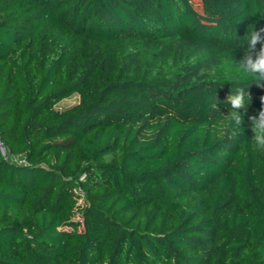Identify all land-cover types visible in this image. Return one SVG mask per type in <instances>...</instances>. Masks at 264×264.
I'll list each match as a JSON object with an SVG mask.
<instances>
[{
  "label": "trees",
  "instance_id": "obj_1",
  "mask_svg": "<svg viewBox=\"0 0 264 264\" xmlns=\"http://www.w3.org/2000/svg\"><path fill=\"white\" fill-rule=\"evenodd\" d=\"M261 28L264 0H0V264H264Z\"/></svg>",
  "mask_w": 264,
  "mask_h": 264
},
{
  "label": "clouds",
  "instance_id": "obj_2",
  "mask_svg": "<svg viewBox=\"0 0 264 264\" xmlns=\"http://www.w3.org/2000/svg\"><path fill=\"white\" fill-rule=\"evenodd\" d=\"M264 28L254 30L248 33L249 42L244 50V56L239 62V65L246 72L253 73L258 77V81L264 80ZM261 43L259 50L256 49V44ZM250 100V95L243 87L233 89L226 97L224 103L230 105L226 117L230 122H234L236 126H240L243 122L240 114L241 109L247 113L245 105V97ZM250 130L252 132L251 141L255 150L264 153V96L261 97V108L253 115L248 116Z\"/></svg>",
  "mask_w": 264,
  "mask_h": 264
},
{
  "label": "rangeland",
  "instance_id": "obj_3",
  "mask_svg": "<svg viewBox=\"0 0 264 264\" xmlns=\"http://www.w3.org/2000/svg\"><path fill=\"white\" fill-rule=\"evenodd\" d=\"M195 11L197 12V15H200V11H199V7H198V5H196V7H195ZM76 102H77V98H76V97H72V98H70V99H68V100L63 101V102L60 104V106H61V107H69V106L75 104ZM0 155H1L3 158H5V159L10 160V156H9L7 150H6L5 147H4L3 145H1V144H0Z\"/></svg>",
  "mask_w": 264,
  "mask_h": 264
},
{
  "label": "built area",
  "instance_id": "obj_4",
  "mask_svg": "<svg viewBox=\"0 0 264 264\" xmlns=\"http://www.w3.org/2000/svg\"><path fill=\"white\" fill-rule=\"evenodd\" d=\"M0 144H1V143H0ZM19 163H20V164H23V163H24V161H20Z\"/></svg>",
  "mask_w": 264,
  "mask_h": 264
}]
</instances>
